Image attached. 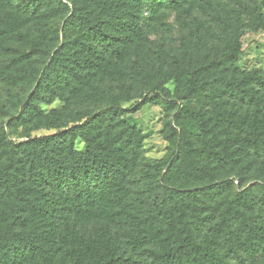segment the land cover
<instances>
[{"label": "trees", "instance_id": "1", "mask_svg": "<svg viewBox=\"0 0 264 264\" xmlns=\"http://www.w3.org/2000/svg\"><path fill=\"white\" fill-rule=\"evenodd\" d=\"M231 1L0 0V264H264V11Z\"/></svg>", "mask_w": 264, "mask_h": 264}, {"label": "rangeland", "instance_id": "2", "mask_svg": "<svg viewBox=\"0 0 264 264\" xmlns=\"http://www.w3.org/2000/svg\"><path fill=\"white\" fill-rule=\"evenodd\" d=\"M254 1L264 11V0H248ZM224 4H232L231 0H223ZM194 16L199 18H207L204 15L195 13ZM150 38L157 40L166 46H175L178 43L180 31L175 20V13L166 11L157 19H153L147 29ZM242 53L239 56L238 64L243 69L258 68L264 72V30L257 32L246 31L241 38ZM60 102L54 101L51 105L43 106L50 108L51 106H59ZM126 118L143 130L145 134L144 148L145 156L149 159L161 157L165 153L167 142L161 135V119L162 110L158 105L146 104L135 113L127 114ZM47 133L46 130H39L34 134Z\"/></svg>", "mask_w": 264, "mask_h": 264}]
</instances>
